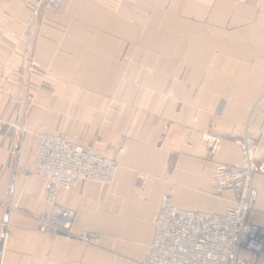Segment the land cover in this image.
<instances>
[{
  "label": "crops",
  "instance_id": "0c3cea01",
  "mask_svg": "<svg viewBox=\"0 0 264 264\" xmlns=\"http://www.w3.org/2000/svg\"><path fill=\"white\" fill-rule=\"evenodd\" d=\"M32 1L0 0V264H141L163 195L182 209L231 206L211 176L218 163L245 164L236 138H258L264 0H62L27 36ZM43 132L118 162L110 185L58 196L72 231L98 233V245L37 229L48 210L32 167ZM212 135L214 153L203 143ZM253 185L249 218L264 227V174Z\"/></svg>",
  "mask_w": 264,
  "mask_h": 264
},
{
  "label": "built area",
  "instance_id": "2783aa9c",
  "mask_svg": "<svg viewBox=\"0 0 264 264\" xmlns=\"http://www.w3.org/2000/svg\"><path fill=\"white\" fill-rule=\"evenodd\" d=\"M61 0H33L31 19L27 25L30 36L41 12L53 11ZM1 123V121H0ZM32 153V167L45 181V205L48 210L35 216L42 233L59 234L98 245L100 236L90 230L73 232L71 211L58 204L62 190L73 191L82 181L110 185L118 170V162L97 152L92 144L79 145L60 133L37 134ZM264 138V113L258 128V138L250 135L236 138L245 164L218 163L211 181L213 194L225 197L233 204L223 212L182 209L171 195H163L154 219V233L149 251L141 264H255L264 251V227L250 218L257 198L253 185L255 174H264V159L257 163L259 140ZM211 153L219 138H205Z\"/></svg>",
  "mask_w": 264,
  "mask_h": 264
},
{
  "label": "rangeland",
  "instance_id": "374dc122",
  "mask_svg": "<svg viewBox=\"0 0 264 264\" xmlns=\"http://www.w3.org/2000/svg\"><path fill=\"white\" fill-rule=\"evenodd\" d=\"M61 3H62V0H61V2L59 3L58 7H57L56 9H54L53 11H51V12H57V11H59L60 6H61ZM48 12H50V11H48ZM45 13H47V12H41V13L39 14L38 17H42V15L45 14ZM213 137H217V138H219L218 136H214V135L209 136V138H213ZM205 138H208V137H205ZM203 143H204V142H203Z\"/></svg>",
  "mask_w": 264,
  "mask_h": 264
},
{
  "label": "water",
  "instance_id": "95a60500",
  "mask_svg": "<svg viewBox=\"0 0 264 264\" xmlns=\"http://www.w3.org/2000/svg\"><path fill=\"white\" fill-rule=\"evenodd\" d=\"M6 216H7V213L4 216V222L6 221ZM2 234H4V231L2 232ZM60 234H64V233H60Z\"/></svg>",
  "mask_w": 264,
  "mask_h": 264
}]
</instances>
